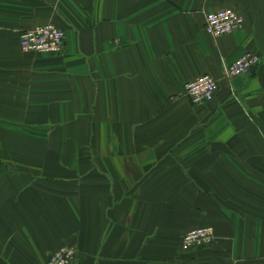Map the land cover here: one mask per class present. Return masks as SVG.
Returning <instances> with one entry per match:
<instances>
[{
  "label": "crops",
  "instance_id": "0c3cea01",
  "mask_svg": "<svg viewBox=\"0 0 264 264\" xmlns=\"http://www.w3.org/2000/svg\"><path fill=\"white\" fill-rule=\"evenodd\" d=\"M227 7L242 27L206 35ZM43 25L61 52L22 53ZM201 75L217 89L191 105ZM199 227L216 241L182 250ZM64 245L71 264H264V0H0V264Z\"/></svg>",
  "mask_w": 264,
  "mask_h": 264
},
{
  "label": "built area",
  "instance_id": "2783aa9c",
  "mask_svg": "<svg viewBox=\"0 0 264 264\" xmlns=\"http://www.w3.org/2000/svg\"><path fill=\"white\" fill-rule=\"evenodd\" d=\"M243 25L240 15L233 9H220L206 14L204 32L211 38L231 34ZM64 31L54 25L37 26L24 31L19 38V49L22 53L43 55L59 54L64 45ZM259 63V56L246 53L227 65L224 76L233 78L248 75ZM217 89V81L210 75H201L185 83L183 94L191 105H202L211 101ZM214 242L212 227H199L185 232L181 236L180 248L188 250L211 245ZM76 255V248L64 245L53 252L44 264H71Z\"/></svg>",
  "mask_w": 264,
  "mask_h": 264
},
{
  "label": "rangeland",
  "instance_id": "374dc122",
  "mask_svg": "<svg viewBox=\"0 0 264 264\" xmlns=\"http://www.w3.org/2000/svg\"><path fill=\"white\" fill-rule=\"evenodd\" d=\"M227 8H229V9H233L234 11H236L237 13H239L238 10L235 9V8H232V7H227ZM209 12H212V11H209ZM209 12H207V13H209ZM207 13H205V16H206ZM238 15L241 16L240 13H239ZM205 16H204V19H205ZM241 17H242V16H241ZM242 20H243V17H242ZM213 230H214V229H213ZM216 239H217V236H216L215 231H214V241H216Z\"/></svg>",
  "mask_w": 264,
  "mask_h": 264
}]
</instances>
